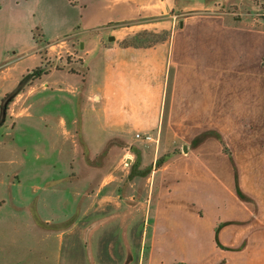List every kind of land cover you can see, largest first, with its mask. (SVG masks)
Segmentation results:
<instances>
[{
    "label": "rangeland",
    "instance_id": "rangeland-1",
    "mask_svg": "<svg viewBox=\"0 0 264 264\" xmlns=\"http://www.w3.org/2000/svg\"><path fill=\"white\" fill-rule=\"evenodd\" d=\"M235 1L228 0L209 11L180 17L172 25L163 20L160 30H142L119 42L122 47H163L168 53L174 30L186 27L191 33L187 56L182 57L184 53L181 44L178 45L181 52L179 69L186 72L188 68L183 66V60H192L194 67L189 70L194 74L183 76L184 80L194 83L196 90L208 86L205 91L211 90L212 94H209L210 99L161 100V132L158 129L151 132L128 130L121 133L125 139L122 143L118 133L102 132L98 126L103 119L102 106L92 105L94 101L86 99V93L93 88L89 82L81 88V75L54 72L49 81H59L65 90L48 94L36 92L32 109L35 116L30 117L36 129L31 134L20 133V136L24 144L29 143L23 147L25 152L30 150L33 140L40 158L50 161L49 169H41L46 178L39 175L40 178L48 182L50 179V185L59 183V186H54L46 195L50 212L41 210L40 196L34 205L36 210H33L25 196L10 200L16 187L4 182L9 178L7 175L11 177L16 165L1 169L0 175L4 179H0V194L8 198V202H0V264H149L151 207L157 180H154L152 190L148 178L154 167H159L165 158L171 156L180 157L178 166L187 167L200 163L203 156L223 157L235 180L238 204L246 213L237 220L238 229H242L244 235L243 242L221 245V249L228 254L250 252L251 177L256 173L257 165L259 172H264V163L257 164L256 161L258 155L264 156V0ZM233 17L241 19L244 30L252 29L258 34L254 46H247L246 37L243 39L241 84L234 73L239 50L234 53L233 47L223 50L222 46L226 36L221 35V30L236 24ZM233 38L227 36L229 40ZM44 44L42 42L40 46ZM69 50L71 53H64L67 64L62 66L53 58L51 60V57H57L58 49H52L50 60H46L45 47L40 48L41 57L45 58L42 69L73 71L82 60L78 58L77 42ZM224 65L227 66L226 78L222 76ZM39 71L34 68L30 73L36 77ZM219 78L225 79L223 90L227 98L223 100L214 98L219 87L223 86L218 82ZM206 81L208 83L204 84ZM92 83H100V79L96 77ZM186 86L180 84V91ZM167 95H171L170 92ZM60 116L68 124L72 123L71 117L78 119L84 141L86 138L93 140L95 136L100 142L104 140L97 159L89 163L83 158L82 163L78 162L82 136L80 133L76 136L71 129L64 135L59 125ZM138 133H150L153 140L145 141L136 136ZM19 138L17 136V143H21ZM112 145L114 152L107 163L108 159L101 154L104 155ZM41 159L34 164L42 167ZM64 159L70 161L68 172H65ZM91 170L96 171L91 174ZM23 180L30 184L31 190L33 179ZM263 217L264 214L260 215ZM34 218L50 224L37 227L31 221ZM16 221L19 222L14 228L12 223ZM230 223L236 224L235 221ZM165 264H183V261H165Z\"/></svg>",
    "mask_w": 264,
    "mask_h": 264
},
{
    "label": "crops",
    "instance_id": "crops-1",
    "mask_svg": "<svg viewBox=\"0 0 264 264\" xmlns=\"http://www.w3.org/2000/svg\"><path fill=\"white\" fill-rule=\"evenodd\" d=\"M227 1L0 0V173L1 169L3 171L16 165L11 177L7 175L9 178L4 182L16 187L10 194L11 202L25 196L30 208L36 210L34 205L40 196L41 210L50 212L46 195L54 186H59V183L50 185V179L48 182L41 171L50 168V161L45 162V159L40 158L33 147V140L30 150L25 152L23 147L29 143L24 144L20 136V133L31 134L36 129L30 122V117L35 116L32 109L36 92L48 94L65 90L59 81H49L54 72L81 75V88L90 83L93 90L86 93V99L94 101L92 105L102 106L103 119L98 126L102 132L118 133L120 143L125 141L121 133L128 130L151 132L158 129L161 132V100L210 99L209 94H212L211 90L205 91L208 86L203 85L202 90H196L193 88L194 83L184 80L183 76L194 74L193 70H189L194 67L192 60L182 58L183 66L188 70L183 72L179 69L181 52L178 45L181 44L184 57L190 46L188 36L191 33L186 27L174 30L168 53L163 47H122L119 42L142 30H160L163 20L172 25L180 17L187 18L190 17L188 15L209 11ZM233 18L236 24L221 30V35L226 36L222 46L223 50L228 46L233 47L234 53L239 50L234 73L241 84L243 39L246 37L247 46H254L258 34L252 29L244 30L241 19ZM238 21L240 26L237 25ZM227 36L234 38L229 40ZM42 42L45 44L40 46ZM76 42L78 58L82 60L73 71L63 68L42 69L45 58L41 57L40 48L45 47L46 60H50L52 49H58L57 57H51V60L63 66L67 64L64 53H71L69 49L75 47ZM219 66L223 67L221 64ZM34 68L40 69L36 77L30 73ZM224 68L222 76L226 78L227 66L224 65ZM96 77L100 83H92ZM218 82L223 86L219 87V91L216 90L218 92L214 98L226 99L223 90L225 79L219 78ZM180 84L188 86L180 91ZM169 92L171 95H167ZM70 119L72 123L68 124L60 116L59 125L64 135L70 129L76 136L81 134V159L78 162L82 163L84 158L90 163L98 158L104 140L100 142V138L95 136L93 140L86 138L84 141L83 128L78 119ZM17 136L21 143L16 142ZM113 147L107 148L104 155L101 154L108 159L107 163L114 152L111 149ZM155 152L158 154V150ZM29 157L32 160L29 161ZM40 159L43 160L42 167L34 164ZM179 159L174 156L165 158L159 167H154L148 178L151 179L152 190L154 180H157L151 207L152 246L149 264H165V261H183V264H264V217L260 218L264 214V172H259L257 165V171L251 177L250 252L228 254L221 249V245L242 243L244 239L237 220L242 219L246 212L236 199L234 177L222 156H203L200 163L189 167L178 166ZM256 161L257 164L264 163V156L258 155ZM69 162L64 159L65 172L70 169ZM94 171L91 170V174ZM180 171L183 173L179 174ZM39 175L45 178L41 179ZM3 177L0 175V179L3 180ZM23 179H33L32 191L29 190L30 184H25ZM0 202H8L2 193ZM31 221L37 227L50 224L49 221L35 218ZM231 221L236 224H231ZM17 222H13L12 227L17 228Z\"/></svg>",
    "mask_w": 264,
    "mask_h": 264
},
{
    "label": "built area",
    "instance_id": "built-area-1",
    "mask_svg": "<svg viewBox=\"0 0 264 264\" xmlns=\"http://www.w3.org/2000/svg\"><path fill=\"white\" fill-rule=\"evenodd\" d=\"M35 73L36 72H33L34 75H35ZM136 136L139 137V138H142L145 141L153 140L152 135L150 133H142V134L138 133Z\"/></svg>",
    "mask_w": 264,
    "mask_h": 264
},
{
    "label": "water",
    "instance_id": "water-1",
    "mask_svg": "<svg viewBox=\"0 0 264 264\" xmlns=\"http://www.w3.org/2000/svg\"><path fill=\"white\" fill-rule=\"evenodd\" d=\"M184 149L186 150V147H184Z\"/></svg>",
    "mask_w": 264,
    "mask_h": 264
}]
</instances>
